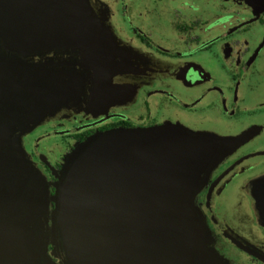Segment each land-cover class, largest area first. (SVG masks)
I'll return each instance as SVG.
<instances>
[{
    "label": "flooded vegetation",
    "instance_id": "1",
    "mask_svg": "<svg viewBox=\"0 0 264 264\" xmlns=\"http://www.w3.org/2000/svg\"><path fill=\"white\" fill-rule=\"evenodd\" d=\"M105 1L136 52L105 35L107 60L80 76L77 102L60 96L70 90L61 68L77 62L34 57L19 65L24 74L0 72L2 120L28 127L17 135L24 158L50 187L67 155L98 133L168 123L230 139L198 200L209 244L223 264H264V0Z\"/></svg>",
    "mask_w": 264,
    "mask_h": 264
},
{
    "label": "water",
    "instance_id": "2",
    "mask_svg": "<svg viewBox=\"0 0 264 264\" xmlns=\"http://www.w3.org/2000/svg\"><path fill=\"white\" fill-rule=\"evenodd\" d=\"M104 36L87 0H0V72L24 74L25 60L75 51L71 68L88 77L107 60ZM65 78L70 90L60 96L77 102L80 77ZM25 128L0 115V264H35L47 253L50 203L61 264H193L205 236L191 201L230 139L168 123L98 133L68 155L50 196L19 147Z\"/></svg>",
    "mask_w": 264,
    "mask_h": 264
},
{
    "label": "rangeland",
    "instance_id": "3",
    "mask_svg": "<svg viewBox=\"0 0 264 264\" xmlns=\"http://www.w3.org/2000/svg\"><path fill=\"white\" fill-rule=\"evenodd\" d=\"M89 8H90V12L92 14L93 17H95L96 19L99 20L100 25L102 27V30L104 32L105 35L110 36L111 40L114 41L117 46H119L123 51L126 52H130L132 54H134L136 52V50L125 44V42L120 41V36L118 35V32L116 31L115 26L112 24V20H111V15H110V8L107 5V2L105 0H87ZM37 60V61H34ZM149 61H152L151 59H147ZM65 61H73V62H79L80 58L78 53H76L75 51H66V52H51V53H46L43 55H39L36 59H33V63H46V64H56V63H60V62H65ZM61 70L63 71L61 74V76L64 77H68V76H72L74 75L75 77H80L81 75L85 76L86 72H84L81 69L78 68H61ZM88 72H90V75H92L91 70H88ZM71 73V74H70ZM69 105H71V102L69 101L68 104L66 105V111L69 112L71 111L70 108L68 107ZM186 130H188L189 132L193 133L195 131H191L185 127H182ZM207 133V132H206ZM208 134H212L209 133ZM68 157V155H67ZM67 157L64 160L62 169L66 167V164L69 160V158L67 159ZM217 166H215L214 168H216ZM213 168V169H214ZM212 169L209 171L208 175H206L205 179L203 180L202 184L199 185L197 192L195 193L192 201H191V208L192 211L201 227V229L203 230L204 236H205V241L204 244H202L200 246V250L198 252V254L194 257L193 259V264H200V262H202L201 264H223L222 261L220 260V258L212 251L211 246L209 244V238H210V231L209 228L207 226V222H206V215H207V211H208V205L205 203H200L201 198L206 199L207 198V189H206V184H207V180L209 177V174L211 173ZM53 181L54 183H59L57 180V175L53 174ZM56 185V184H55ZM48 188H52L48 189L49 191V195H53L54 193V188L53 187H48ZM254 192V189H253ZM203 205V206H202ZM53 209H55V205L54 203H50L49 205V220L47 219L46 225H45V231L42 233V237L44 238V242L47 245V253L44 255L43 254H38L35 258V264H61L62 261L61 259H59L61 256L57 253V248H56V244H58V237L56 234V224L54 221V224L51 221V212ZM53 216H56V210L55 212L52 214ZM53 225H52V224ZM54 227V238H53V243L54 245L52 246L51 243L49 242L50 239V233L48 232V228L49 231H51V227ZM37 244L42 247L43 242L38 241ZM51 254H50V250ZM54 250L56 251V255L54 256ZM52 261V263L49 261ZM55 258V259H54Z\"/></svg>",
    "mask_w": 264,
    "mask_h": 264
}]
</instances>
